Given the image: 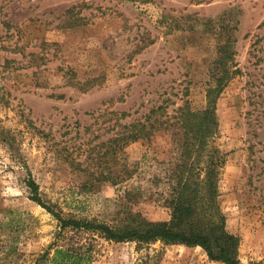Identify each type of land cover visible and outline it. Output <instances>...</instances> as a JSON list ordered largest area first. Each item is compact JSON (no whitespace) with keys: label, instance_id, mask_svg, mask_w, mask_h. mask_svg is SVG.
I'll return each mask as SVG.
<instances>
[{"label":"rangeland","instance_id":"1","mask_svg":"<svg viewBox=\"0 0 264 264\" xmlns=\"http://www.w3.org/2000/svg\"><path fill=\"white\" fill-rule=\"evenodd\" d=\"M222 44L234 60L217 102L220 201L242 263L264 264V0H0V264H35L59 231L29 173L64 215L169 220L171 136L127 146L114 170L132 176L95 187L103 144L153 107L205 109ZM85 238L89 264H225L202 247Z\"/></svg>","mask_w":264,"mask_h":264},{"label":"trees","instance_id":"2","mask_svg":"<svg viewBox=\"0 0 264 264\" xmlns=\"http://www.w3.org/2000/svg\"><path fill=\"white\" fill-rule=\"evenodd\" d=\"M218 50V58L211 70L216 86L207 91L205 109L194 110L187 101L170 117L165 105L153 107L143 120L122 125L121 131L103 144L107 147L106 151H101L99 158L102 163L99 167L103 166V169L100 173L95 172V187L106 182L116 185L129 179L133 172L126 167L119 173L114 170L122 165L120 155L124 149L154 136L159 130L165 131L178 145L176 158L168 163L167 182L170 190L166 203L171 210L170 219L148 221L130 212L119 222L109 224L64 215L45 201L40 185L29 173L25 183L30 198L59 221L55 241L35 264H40V261L49 264H89L92 255L85 243V236L89 234L116 243L136 242L140 246L161 241L165 244L202 247L212 261L243 264L240 259V238L228 231L220 201V181L226 164V152L218 145L220 123L217 102L228 82L224 73L228 72V64L230 61L233 64L234 59L224 44ZM5 96L0 84V104L7 102ZM5 136V140L10 141Z\"/></svg>","mask_w":264,"mask_h":264}]
</instances>
